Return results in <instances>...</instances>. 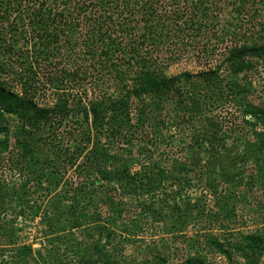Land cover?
Returning <instances> with one entry per match:
<instances>
[{
	"label": "trees",
	"instance_id": "16d2710c",
	"mask_svg": "<svg viewBox=\"0 0 264 264\" xmlns=\"http://www.w3.org/2000/svg\"><path fill=\"white\" fill-rule=\"evenodd\" d=\"M225 12L231 18L222 25ZM190 50L204 68L169 76L167 65ZM262 65L264 0H0V74L12 76L0 77V156L8 154L9 169L22 175L44 161L42 173L13 194L0 177V234L17 247L1 214L11 198L34 211L32 190L44 189L50 167L51 213L44 220L60 232L59 243H70L65 249L74 251L77 264H132L110 256L119 248L115 224L133 204L127 197L140 209L135 217L146 220L169 216L180 228L205 218L233 223L240 241L213 236L208 244L230 264H259L264 234L240 232L244 222L234 219V200L253 184L264 192V98L253 77ZM89 76H112L113 90L74 94ZM47 88L57 96L53 105L36 100ZM230 107L248 133L243 149L239 142L227 146L218 112ZM171 120L173 134L187 135V148L166 159ZM50 154L65 158L58 163ZM248 162L256 172L245 184ZM197 184L215 196L216 211L208 212L205 195H188ZM65 214L70 230L61 223ZM82 227L87 240L75 243L66 230ZM60 249L53 245L38 264H69L59 261ZM177 264L209 263L195 252Z\"/></svg>",
	"mask_w": 264,
	"mask_h": 264
},
{
	"label": "rangeland",
	"instance_id": "374dc122",
	"mask_svg": "<svg viewBox=\"0 0 264 264\" xmlns=\"http://www.w3.org/2000/svg\"><path fill=\"white\" fill-rule=\"evenodd\" d=\"M230 18L231 15L228 12H225L222 16V25L227 23ZM222 48L223 49L220 50V52H224L225 49L223 46ZM196 58V51H183V56L180 61L167 65L165 71L169 76L179 74L186 70L196 73L204 68L203 64H198ZM260 70V74L253 76L254 86L259 90V93L256 94H258V96L261 95L264 98V65L261 66ZM0 77L2 79H8L12 76H4L0 74ZM112 82V76H93V78L89 76V78L75 88L76 91H78H74V94H81L82 97L85 98V91L89 94V97L95 96L100 91H112ZM56 98L57 96L55 95L54 90L50 88H47V90H44L43 92H39L36 96L38 102L50 105L54 104ZM83 101L85 100L83 99ZM218 116L228 130L227 146L230 147L236 142H239V148L243 149L246 140L245 138L248 136V133L246 132L247 130L242 129L243 125L239 124V122H242V115L240 112L237 109H232L230 107L222 113L218 112ZM174 123L175 122L171 120L167 127L172 131H166V139L162 148V150H164L163 155L166 159H169L172 156V153L178 152L183 154L184 148H187L185 145L187 144V139H185V136L187 137V135L183 134L182 136L179 133L173 134L175 130H178L175 129ZM7 124L10 129L14 131L15 122L12 119H9ZM173 136H175V139H172ZM14 142L15 138L12 135L10 138L11 149L15 147ZM66 142L68 141H65V143ZM70 145L71 143H66L65 148H70ZM54 149L55 148L49 145V152H52ZM162 150L160 149L159 152H162ZM186 154L187 156H190V152L186 151ZM7 155L8 154L0 156V177L7 183V185H9L8 188L11 194H13L16 188L20 183L24 182V180H29V178H33L37 174L42 173L44 161L43 159L40 161L36 171H30L29 169L27 172L25 171L24 175H22L18 170L9 169L10 164L7 163L5 159ZM64 158L65 156L58 157L53 154L49 155L50 160H58V163H60V161L63 162L62 160ZM50 171L52 172V169L49 167L44 174V189L35 187L32 190V198L29 204L34 205V211H30L25 204H21L20 206L16 198H11L7 201V206L9 207L5 213L1 214V217L5 218L9 225H11L12 229L15 230L14 240L16 242L15 246L17 247H14V244L12 245L8 242L9 236L1 233L0 264H38L42 262L41 256L49 252L53 245H59L62 248L60 249L59 255L60 262L61 259L63 262H68L69 264H77L79 261L72 249L67 247L68 251H66L67 249H65V246L70 245V243L66 245L59 243L57 237L60 232L50 227L44 220L45 211L48 210L47 213H51L48 206L51 197L50 188L53 190V187H48L49 185L46 181V177ZM72 171L73 170H70L68 175ZM243 171L245 184L249 181L253 182L254 177L252 178V176L256 172L254 163L248 162L243 165ZM260 184H253V186L250 187L247 186L244 189L245 192L239 190V192L244 194V197L234 200L237 205L236 212L238 214L234 219L237 221V219L240 220L241 218L244 222V224L240 226L242 228L240 232L242 233L258 232L264 234V192L262 191L263 188ZM187 193L194 199L201 195H205V204L208 212H210V210H217L215 196L212 195L210 190L203 189L197 184ZM125 200L133 203L129 208L127 207V215H133V217L129 218L126 215L124 219H119L115 224L118 233L114 242L119 248L116 250L117 255H110L115 260L119 259L123 263L128 262L132 264L141 262L149 263L157 261V257L160 255L166 259V264H177L182 260H185L188 256L194 255L195 252H199L205 257V261L209 264H230L226 255L219 253L218 251L216 252V250L210 247L207 240L210 237L218 236L221 240H225V242L229 240L232 243L240 241L238 233L235 232L236 230H233L236 228L233 223L228 224L227 221L219 220L217 223L213 224L211 219L205 218L199 222L196 221L189 227L180 228L174 226V218L169 216H166L159 221H153L151 216H148L147 220L144 217H135L137 213H140V209L137 208L135 201H133L131 197H127ZM65 208L66 207L63 206V210ZM104 215L105 212L103 213V216ZM68 219L67 214H65L62 217L61 223L66 226V229L70 230ZM89 219L90 216L86 218L83 217L81 218V221L86 224ZM68 230H66V232H68V237L72 238L75 243L76 241L81 242L87 240V237H85L83 232V227L72 231ZM184 233L186 235H183ZM97 236L98 235H96V237ZM109 251L108 254H110ZM259 264H264V255Z\"/></svg>",
	"mask_w": 264,
	"mask_h": 264
}]
</instances>
